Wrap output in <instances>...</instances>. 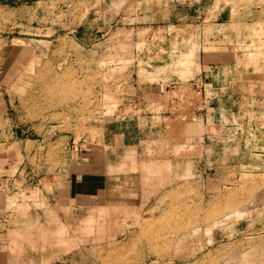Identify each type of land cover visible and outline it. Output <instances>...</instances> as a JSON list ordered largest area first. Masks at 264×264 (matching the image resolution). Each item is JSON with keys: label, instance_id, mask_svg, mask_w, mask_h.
<instances>
[{"label": "rangeland", "instance_id": "1", "mask_svg": "<svg viewBox=\"0 0 264 264\" xmlns=\"http://www.w3.org/2000/svg\"><path fill=\"white\" fill-rule=\"evenodd\" d=\"M0 264H264V0H0Z\"/></svg>", "mask_w": 264, "mask_h": 264}]
</instances>
